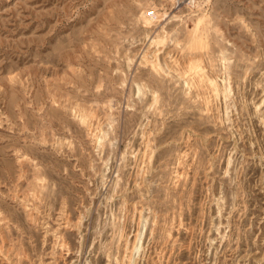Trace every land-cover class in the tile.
Here are the masks:
<instances>
[{
  "label": "rangeland",
  "instance_id": "rangeland-1",
  "mask_svg": "<svg viewBox=\"0 0 264 264\" xmlns=\"http://www.w3.org/2000/svg\"><path fill=\"white\" fill-rule=\"evenodd\" d=\"M0 248L264 264V0H0Z\"/></svg>",
  "mask_w": 264,
  "mask_h": 264
},
{
  "label": "bare ground",
  "instance_id": "bare-ground-1",
  "mask_svg": "<svg viewBox=\"0 0 264 264\" xmlns=\"http://www.w3.org/2000/svg\"><path fill=\"white\" fill-rule=\"evenodd\" d=\"M196 74V73H195ZM209 78V77H208ZM212 79V78H211ZM211 84H213L212 82H210ZM213 86V85H212ZM212 88V87H211ZM214 90L216 91L217 90V87H216V85H215V87H214ZM85 116V115H84ZM86 118V117H85ZM1 249V248H0ZM131 249V248H130ZM130 251V250H129ZM128 262V261H127Z\"/></svg>",
  "mask_w": 264,
  "mask_h": 264
},
{
  "label": "built area",
  "instance_id": "built-area-1",
  "mask_svg": "<svg viewBox=\"0 0 264 264\" xmlns=\"http://www.w3.org/2000/svg\"><path fill=\"white\" fill-rule=\"evenodd\" d=\"M149 16L154 18L155 15H153L152 13H149Z\"/></svg>",
  "mask_w": 264,
  "mask_h": 264
}]
</instances>
